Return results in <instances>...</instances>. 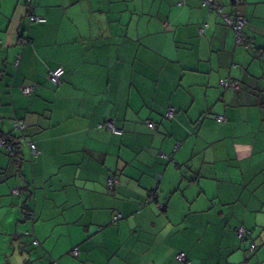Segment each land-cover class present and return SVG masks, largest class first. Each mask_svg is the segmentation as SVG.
Instances as JSON below:
<instances>
[{
  "label": "crops",
  "instance_id": "obj_1",
  "mask_svg": "<svg viewBox=\"0 0 264 264\" xmlns=\"http://www.w3.org/2000/svg\"><path fill=\"white\" fill-rule=\"evenodd\" d=\"M203 2L0 0V264H264V0Z\"/></svg>",
  "mask_w": 264,
  "mask_h": 264
},
{
  "label": "built area",
  "instance_id": "obj_2",
  "mask_svg": "<svg viewBox=\"0 0 264 264\" xmlns=\"http://www.w3.org/2000/svg\"><path fill=\"white\" fill-rule=\"evenodd\" d=\"M234 1H238V0H234ZM203 5L204 6H208L209 8H212V9H216L224 17L225 22L228 25H230L231 27H233V29L235 30V32L238 35V39L239 40H242L241 30H242L243 26L245 25V21L241 17L240 18L239 17L232 18L229 15L224 14L223 13V8L220 5H218L215 2V0H204ZM30 19H31L32 22H41V23H44V22L47 21V19L45 17H41V16H37V15H31ZM18 63H19V60L16 61V65H18ZM64 74H65V67L63 65H61V66L57 67L56 69H54V70H52L50 72V74H49V80L51 81L52 84L58 85L61 82ZM223 84L227 85V84H229V82L228 83L227 82H223ZM232 85H235V83H232ZM23 90L25 92H28L30 90V87H25ZM173 112H174L173 109H170L167 112V114H166L167 117H172L173 116ZM223 119H224L223 116H218L217 117V121H219V122H222ZM15 126L18 129H20L19 127H21L22 129H25L26 128V123L22 119H16L15 120ZM148 126L150 128H155L156 124L154 122L150 121L148 123ZM98 128L99 129H107V130H110V131H112L115 134H122L123 133V131L121 129H119V128H117L115 126V124H114V122L112 120H107L104 123L99 124L98 125ZM22 129H20V130L21 131H24ZM3 143L5 144L4 141H3ZM0 146H1V142H0ZM29 146L31 148L32 154L33 155H37L38 150H37L36 144L34 142H30L29 143ZM179 146H180V144H177L176 145V148H178ZM8 147H10V149H11V146L10 145H8ZM112 184H113V182H112V180H110V186H112ZM117 218H119L118 215L115 216V219H117ZM246 233H247V230L244 227H240L239 228V230H238L239 236H244ZM34 243L37 244L38 241L35 240ZM252 248H255V246L252 245ZM72 252H73V254L75 256H78L79 253H80V251H79L78 248H75ZM177 259L179 261H185L186 260V256H185L184 253H179L177 255ZM53 264H57V262H54Z\"/></svg>",
  "mask_w": 264,
  "mask_h": 264
},
{
  "label": "bare ground",
  "instance_id": "obj_3",
  "mask_svg": "<svg viewBox=\"0 0 264 264\" xmlns=\"http://www.w3.org/2000/svg\"><path fill=\"white\" fill-rule=\"evenodd\" d=\"M14 127L18 131H21L20 129H22L21 127H19L20 129L16 128L15 121H14ZM22 130H24V129H22ZM19 137H20V133L18 135H16L17 141H18ZM2 140L5 142V144L3 143ZM0 142H1L2 148H5L7 151H13V146H15V138L13 139L12 136L5 135L4 137H0ZM8 145L11 146V149H10V147H8Z\"/></svg>",
  "mask_w": 264,
  "mask_h": 264
},
{
  "label": "trees",
  "instance_id": "obj_4",
  "mask_svg": "<svg viewBox=\"0 0 264 264\" xmlns=\"http://www.w3.org/2000/svg\"><path fill=\"white\" fill-rule=\"evenodd\" d=\"M104 123V122H103ZM39 243V242H38ZM75 248H77V247H75ZM74 250V249H73Z\"/></svg>",
  "mask_w": 264,
  "mask_h": 264
},
{
  "label": "rangeland",
  "instance_id": "obj_5",
  "mask_svg": "<svg viewBox=\"0 0 264 264\" xmlns=\"http://www.w3.org/2000/svg\"><path fill=\"white\" fill-rule=\"evenodd\" d=\"M254 245V244H253ZM255 246V245H254Z\"/></svg>",
  "mask_w": 264,
  "mask_h": 264
}]
</instances>
